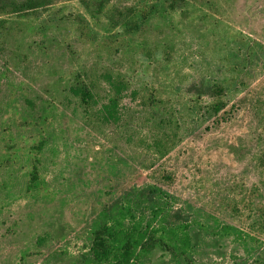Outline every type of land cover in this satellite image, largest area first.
Here are the masks:
<instances>
[{"label": "rangeland", "instance_id": "rangeland-1", "mask_svg": "<svg viewBox=\"0 0 264 264\" xmlns=\"http://www.w3.org/2000/svg\"><path fill=\"white\" fill-rule=\"evenodd\" d=\"M0 25V264H79L108 204L156 188L167 215L146 219L186 229L192 264H264V0H51ZM85 71L129 82L126 125L87 119Z\"/></svg>", "mask_w": 264, "mask_h": 264}, {"label": "trees", "instance_id": "trees-1", "mask_svg": "<svg viewBox=\"0 0 264 264\" xmlns=\"http://www.w3.org/2000/svg\"><path fill=\"white\" fill-rule=\"evenodd\" d=\"M50 2L51 0H0V14L34 11L49 5ZM85 76L88 77L86 71L78 74L69 91L77 99L79 106L85 110L87 119H98L102 126L114 124L119 127L121 123L126 125V122H123V100L130 90L129 82L121 74L112 76L106 71L103 73L106 83L105 87L102 85L103 94L99 90V85L87 82ZM203 93L213 98L212 102L205 106V112L215 117L216 124L220 118H224L221 116L218 119L216 116L227 105L224 100L226 89L222 84L214 82L207 84ZM149 99L155 102L152 96ZM174 123L173 117L163 115L158 121L164 128ZM164 143L163 138L155 140L157 153L162 156L166 153V150L161 148ZM37 169V166H34L35 179H38ZM162 194L163 191L157 188L148 193L145 189L132 190L125 200L121 198V201L108 204L99 214L92 232L90 247L87 252L81 254L79 264H144L145 259L150 258L156 249H162L174 256L182 255L188 264H192L188 256L190 234L186 229H183V234H177L175 230L170 231L174 235L169 237L166 226L158 229L153 226L154 220L146 219L148 210L154 219L167 215L157 201ZM143 199L146 201L143 202ZM46 240L45 236H39L37 245L41 246Z\"/></svg>", "mask_w": 264, "mask_h": 264}]
</instances>
